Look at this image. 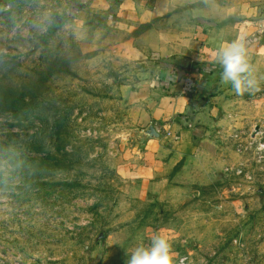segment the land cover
<instances>
[{"label": "rangeland", "instance_id": "obj_1", "mask_svg": "<svg viewBox=\"0 0 264 264\" xmlns=\"http://www.w3.org/2000/svg\"><path fill=\"white\" fill-rule=\"evenodd\" d=\"M92 1L0 0V264H127L155 234L184 264H264V37L240 32L255 88L220 66L200 118L171 130L194 155L166 153L145 186L131 175L169 133L146 120L162 68L122 58ZM23 99L34 114L1 110Z\"/></svg>", "mask_w": 264, "mask_h": 264}, {"label": "crops", "instance_id": "obj_2", "mask_svg": "<svg viewBox=\"0 0 264 264\" xmlns=\"http://www.w3.org/2000/svg\"><path fill=\"white\" fill-rule=\"evenodd\" d=\"M89 9L109 12L111 22L122 34L114 47L122 58L140 60L150 54L170 64L161 66L155 74L160 75L158 82H153L154 87L150 85L149 98L153 101L146 120L162 123L171 136L149 140L143 164L131 175L135 179L141 177L143 185L148 186L162 175L159 172L164 166L171 165L164 159L166 153L183 161L194 155L189 133L178 136L171 130L187 121L190 126L200 118L211 95L212 76L220 67L213 56L216 49L232 41L242 42L245 48L254 45L257 37L248 40L240 36L248 25H255L249 28L263 39L264 0H93ZM140 31L143 34L133 36ZM186 74L195 80L193 93L188 97L181 94V81Z\"/></svg>", "mask_w": 264, "mask_h": 264}, {"label": "clouds", "instance_id": "obj_3", "mask_svg": "<svg viewBox=\"0 0 264 264\" xmlns=\"http://www.w3.org/2000/svg\"><path fill=\"white\" fill-rule=\"evenodd\" d=\"M213 56L222 68L221 80L230 83L237 95L255 88L256 81L252 76L251 65L242 42L232 41L216 49ZM127 264H184V260L181 258L176 261L167 238L155 234L150 246L141 245L132 251Z\"/></svg>", "mask_w": 264, "mask_h": 264}, {"label": "trees", "instance_id": "obj_4", "mask_svg": "<svg viewBox=\"0 0 264 264\" xmlns=\"http://www.w3.org/2000/svg\"><path fill=\"white\" fill-rule=\"evenodd\" d=\"M54 33L55 31L51 30L50 35H53ZM156 62L159 64L160 67L170 66V64L164 63L163 61H156ZM187 71L189 70L187 69ZM3 101H5L4 98H0V105L3 103ZM23 105H26L24 103V99L22 101L17 100V101H11V102H4V105L3 107H1V110L6 111V112L7 111L11 112L13 117L16 119L23 118V116H28V112H31L33 114L36 112V111H33V109H26L27 106H24L23 108L22 107Z\"/></svg>", "mask_w": 264, "mask_h": 264}, {"label": "built area", "instance_id": "obj_5", "mask_svg": "<svg viewBox=\"0 0 264 264\" xmlns=\"http://www.w3.org/2000/svg\"><path fill=\"white\" fill-rule=\"evenodd\" d=\"M181 94L182 96L188 97L193 93V89L195 87V80L190 76L189 74H186L182 81H181ZM171 134L168 133V137H170Z\"/></svg>", "mask_w": 264, "mask_h": 264}, {"label": "water", "instance_id": "obj_6", "mask_svg": "<svg viewBox=\"0 0 264 264\" xmlns=\"http://www.w3.org/2000/svg\"><path fill=\"white\" fill-rule=\"evenodd\" d=\"M258 131H259V126H257L255 133H258ZM150 132H152V134H154L155 138H158V135L156 134V130L154 128H151Z\"/></svg>", "mask_w": 264, "mask_h": 264}]
</instances>
